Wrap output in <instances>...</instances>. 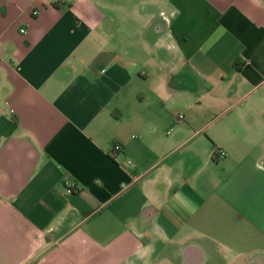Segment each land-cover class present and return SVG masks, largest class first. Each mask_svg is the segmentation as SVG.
<instances>
[{
	"label": "crops",
	"instance_id": "1",
	"mask_svg": "<svg viewBox=\"0 0 264 264\" xmlns=\"http://www.w3.org/2000/svg\"><path fill=\"white\" fill-rule=\"evenodd\" d=\"M0 264H264V0H0Z\"/></svg>",
	"mask_w": 264,
	"mask_h": 264
},
{
	"label": "built area",
	"instance_id": "2",
	"mask_svg": "<svg viewBox=\"0 0 264 264\" xmlns=\"http://www.w3.org/2000/svg\"><path fill=\"white\" fill-rule=\"evenodd\" d=\"M35 12H37L35 10ZM21 31H25V28H21ZM115 149H118L120 147V144L118 142H114L113 144ZM217 153L219 156H223L226 154V151L224 149L218 148L216 149ZM128 162L130 161L129 159L127 160ZM76 186L75 181L68 175L64 174L63 175V187L66 190L67 193H71L72 189Z\"/></svg>",
	"mask_w": 264,
	"mask_h": 264
},
{
	"label": "trees",
	"instance_id": "3",
	"mask_svg": "<svg viewBox=\"0 0 264 264\" xmlns=\"http://www.w3.org/2000/svg\"><path fill=\"white\" fill-rule=\"evenodd\" d=\"M76 187V186H75ZM75 187L72 189V192L74 191Z\"/></svg>",
	"mask_w": 264,
	"mask_h": 264
}]
</instances>
